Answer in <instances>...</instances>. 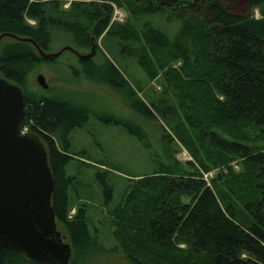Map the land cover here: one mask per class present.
Wrapping results in <instances>:
<instances>
[{"label": "trees", "instance_id": "trees-1", "mask_svg": "<svg viewBox=\"0 0 264 264\" xmlns=\"http://www.w3.org/2000/svg\"><path fill=\"white\" fill-rule=\"evenodd\" d=\"M243 2L246 15L235 12ZM69 5V12L59 13L56 0H0V34L30 39L44 53L57 33L80 50L90 48V37L102 36L118 63L133 62L147 82L160 75L166 91L144 106L105 57L103 70L87 60H78L81 72L68 66L73 80L80 73L85 79L89 75L121 94L141 118L158 122L161 131L165 161H158L151 174L128 176L117 202L110 183L114 169L99 173L94 167L90 175L101 186L103 204L115 203L107 211L108 225L128 249L152 261L128 255V264H264V0H86ZM111 5L126 12L124 23L110 21ZM253 8L259 19L251 18ZM2 40L0 76L20 90L41 63L54 61L41 59L29 43ZM22 99L18 128L26 127L44 144L53 182L50 206L68 238L69 261L77 264L103 254L87 213L90 197L83 195L89 178L80 176L79 168L76 174L68 170L72 160L85 158L70 152L67 139L87 114L64 101L27 99L23 93ZM52 135L63 143L62 150ZM175 140L192 162L181 165L173 159ZM232 164L241 170L234 172ZM201 171L215 174L206 184ZM71 196L78 204L67 218ZM0 264L32 263L2 249Z\"/></svg>", "mask_w": 264, "mask_h": 264}, {"label": "rangeland", "instance_id": "rangeland-1", "mask_svg": "<svg viewBox=\"0 0 264 264\" xmlns=\"http://www.w3.org/2000/svg\"><path fill=\"white\" fill-rule=\"evenodd\" d=\"M56 1L58 12L67 13L70 11V2L77 3L86 0ZM93 1L97 2L100 0ZM111 7L110 21L118 24L124 23L128 17L126 12L114 5H111ZM235 12L246 15L248 14V7L243 2V5L239 4L235 7ZM250 14L252 19L260 18L257 8H253ZM27 23L30 26L34 25L32 21H27ZM93 43L96 44V48L93 56L86 61L88 65L90 63V66L103 70V58L105 57L114 67L118 76L132 89L135 96L143 102L144 106H147V100L150 97L166 93L160 75L155 80L147 82L143 72L133 62L125 61L121 64L115 60L114 56L106 49L107 42L102 40V36L96 40L93 39ZM64 46H68L66 37L59 33L54 34L50 50L45 53H55ZM74 51L79 55L89 53V49H74ZM178 65L179 63L174 67H178ZM68 66L77 68L81 72L78 59L69 52H63L54 61L41 63L37 71L27 80L26 85L21 90L27 99L41 97L64 101L80 108L87 114L85 123L80 128L72 130L67 139L70 152L76 153V157L81 152L85 155V158L80 159L77 157L75 158L76 160H72L70 165L73 166L74 164L75 167L69 166L68 170H72L70 173L73 174V172L75 173V168H79L81 169L80 176L89 178L87 179L88 186L83 189L86 194L83 195L85 197L89 195L90 197V199L86 200L87 213L90 218V224L94 227L93 230L97 234L98 243L103 246L105 252L77 264H128V255L137 259L142 258L140 260L143 262H152L148 255L139 256L136 250L128 249L120 241L121 239L119 240L116 236L113 227L108 225L107 211L111 210L115 203L103 204L105 199L101 186L97 182L95 183L90 175H93L92 169L94 167L99 173L104 171L111 172L114 169L115 172L110 174L112 175L110 183L112 185V201L117 202L123 193L125 185L128 184L126 180L128 176L151 174L157 168L158 161H165L162 158V146L159 142L161 131L158 122H150L141 118L130 108V105L126 103V99L121 94L103 84H96L91 81L92 77L89 75V78L85 79L80 73L78 80H73L72 75L68 71ZM37 74H41L44 78L45 90L36 84L35 76ZM127 125H129V128L126 127ZM141 136H144V138H141L142 140H140ZM51 138H53L55 147L58 150H62L61 145L63 146V143L61 144L55 135H52ZM171 147L175 151L173 159L176 162L181 165L192 162L191 157L176 140ZM165 150L169 152L170 148L167 149L165 147ZM170 153L172 154V151ZM77 159L87 163L91 168L86 170L83 167H78ZM232 167L234 172L241 170L236 164H232ZM214 174L215 171L200 172L201 179L206 184L213 178ZM80 176L77 175V177ZM73 200L72 206L67 212V218L73 215L74 209L77 207L76 204L78 203L76 202L78 201ZM79 203L81 202L79 201ZM56 229L64 237V241L68 243V238L62 227L56 224ZM178 247L183 249L182 245H178ZM68 264H71V262L69 261Z\"/></svg>", "mask_w": 264, "mask_h": 264}, {"label": "water", "instance_id": "water-1", "mask_svg": "<svg viewBox=\"0 0 264 264\" xmlns=\"http://www.w3.org/2000/svg\"><path fill=\"white\" fill-rule=\"evenodd\" d=\"M3 38L29 43L41 59H55L69 52L85 61L96 48L90 37L86 55L67 46L44 53L30 39L0 34V41ZM35 82L46 89L41 74L35 76ZM22 113L19 86L0 76V250H14L32 264H68L70 245L57 231L50 206L53 182L47 152L38 136L19 133Z\"/></svg>", "mask_w": 264, "mask_h": 264}, {"label": "built area", "instance_id": "built-area-1", "mask_svg": "<svg viewBox=\"0 0 264 264\" xmlns=\"http://www.w3.org/2000/svg\"><path fill=\"white\" fill-rule=\"evenodd\" d=\"M19 133L20 134L28 133V129L26 127H22L21 129H19Z\"/></svg>", "mask_w": 264, "mask_h": 264}]
</instances>
